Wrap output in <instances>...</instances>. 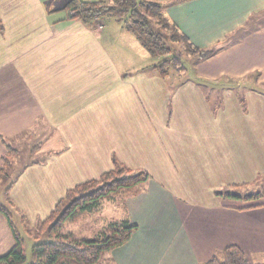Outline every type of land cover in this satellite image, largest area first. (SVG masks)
Instances as JSON below:
<instances>
[{
  "label": "crops",
  "instance_id": "obj_1",
  "mask_svg": "<svg viewBox=\"0 0 264 264\" xmlns=\"http://www.w3.org/2000/svg\"><path fill=\"white\" fill-rule=\"evenodd\" d=\"M69 1L0 0V162L35 134L48 153L28 167L51 168L48 189L98 178L113 158L147 171L146 189L120 202L116 221L138 227L107 254L115 264H200L231 244L264 252V201L245 210L221 195L264 174V0H156L195 46L221 45L195 79L162 78L158 110L155 64L121 53L107 21L71 19Z\"/></svg>",
  "mask_w": 264,
  "mask_h": 264
},
{
  "label": "trees",
  "instance_id": "obj_2",
  "mask_svg": "<svg viewBox=\"0 0 264 264\" xmlns=\"http://www.w3.org/2000/svg\"><path fill=\"white\" fill-rule=\"evenodd\" d=\"M163 4L156 0H70L66 5L71 19H78L89 27H94L95 19L103 22L113 19L123 29L132 33L142 48L154 58H160L155 68L161 77L167 76L166 64L175 68L182 63V54L174 43H181L183 49L196 59L204 60L213 56L221 45L203 49L195 46L181 32L178 26L165 15ZM3 28L0 25V30ZM183 68V66H179ZM244 104V100L240 98ZM6 153L1 161L4 167L0 171L13 167L12 161L17 150L6 146ZM33 164V163H31ZM29 165H27L28 167ZM150 175L145 170L132 171L113 158V168L100 174L98 178L86 180L66 190L50 213L41 221L39 232L52 236L50 241L36 243L31 247V262L28 264H115L107 254L114 248L126 243L137 224L129 219H121L107 224L99 236V240H86L66 232L65 227L77 223L86 215L98 211L103 201L124 203L128 197L137 195L146 189ZM264 194H252L258 198ZM223 196L236 198L229 191ZM247 197V196H246ZM254 204L250 207H256ZM0 210L9 223L15 244L0 256V264H26L27 257L21 246V237L14 229L8 212L0 206ZM200 264H264L252 263L244 251L231 244L214 252L205 262Z\"/></svg>",
  "mask_w": 264,
  "mask_h": 264
},
{
  "label": "rangeland",
  "instance_id": "obj_3",
  "mask_svg": "<svg viewBox=\"0 0 264 264\" xmlns=\"http://www.w3.org/2000/svg\"><path fill=\"white\" fill-rule=\"evenodd\" d=\"M58 1L59 0H56V2ZM103 1L107 2L108 0ZM106 21L107 23H105V25H107V28H105V30H108L110 33L116 32L117 45L121 53L124 52V48H133L134 50L132 52L134 60H138L140 65L159 63L160 58L158 57L157 61L152 59L134 39L133 35L123 29L118 22L113 19ZM100 27L102 26L99 25V28ZM132 40H135L134 42L137 45H132L131 47ZM174 45L181 50L182 63L179 64L177 68L166 64L164 68L168 72L167 76L161 77L160 75H157V110L158 104L162 98V94L159 93V90L162 88L164 82L162 78H165V82L168 86L171 84V87H175V85H179L185 79H195L196 77V64L198 62L196 56L188 54V52L183 49L181 43H174ZM180 65L183 66L182 69L179 68ZM156 72L159 74L158 70H156ZM253 77L247 76L246 79H243L245 81L242 82L248 83H242L244 86L239 85L236 87L239 99L242 98V94L246 91L245 89L251 86L255 87V84L252 83V81L254 80L253 82H256V77ZM197 81L199 82V80ZM259 88L264 90V86ZM37 138H40V136L35 134H24L21 137L18 136L16 138L17 143H13L14 146H12L14 148L16 147L15 149L18 151L17 156H15L12 161L13 167L3 169L2 172L0 171V206L8 212L14 229L21 237V246L27 257L26 264L31 262V247L34 244L50 241L52 239L51 235L39 232L40 223L50 213V211H48L49 206L52 203H54L53 206H55L57 202L63 198L66 192L64 187L59 185L58 189L46 188L42 178L44 175L48 176V174L51 176V168H47L46 171H42V169H38L39 167H37V169H34L35 167H27V165L36 164L37 159H40V162H43L44 157L42 155L44 154L46 156L48 153L37 150V148H39L40 140ZM96 138H98V136H96L95 139ZM6 150L7 149L5 148L4 153H6ZM37 163L39 164V162ZM0 167H4L2 165V161L0 162ZM26 169H28V174L25 175L24 178H20V176L25 173ZM132 171L136 172L138 170ZM37 175L40 176L38 180H36ZM84 177L87 179L92 178L90 176ZM84 177L77 175L76 178L60 179L59 184L68 183L69 187L72 188L77 184H74L75 182L79 183V181H84ZM263 190L264 174H262L260 178H251L242 184H236L235 190L229 189V191H233L231 193L236 194V198L226 196L223 199L227 202H234V207L245 205V210H248L247 208H253L250 207L252 206L250 205L251 203H261L264 201V194L256 199L251 197L252 194L263 193ZM58 192H60V196L53 198V195H57ZM122 210L120 202L105 200L98 211L86 215L77 223L68 224L65 227V231L71 232L75 234V236L86 240H99L101 238V236H99L101 230L110 222L116 221V218L121 215ZM0 222H2L0 223V255H3L15 244V240L12 230L9 228V223H7L4 213L1 210ZM243 251L252 263H261L264 261V252H260V250H256L253 253H249V251L246 250Z\"/></svg>",
  "mask_w": 264,
  "mask_h": 264
}]
</instances>
